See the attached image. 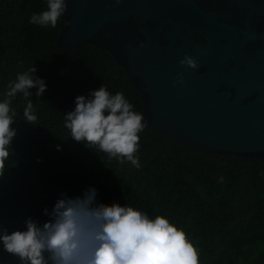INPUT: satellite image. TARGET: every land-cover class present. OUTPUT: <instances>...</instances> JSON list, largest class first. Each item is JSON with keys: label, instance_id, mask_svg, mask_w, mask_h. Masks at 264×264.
<instances>
[{"label": "trees", "instance_id": "16d2710c", "mask_svg": "<svg viewBox=\"0 0 264 264\" xmlns=\"http://www.w3.org/2000/svg\"><path fill=\"white\" fill-rule=\"evenodd\" d=\"M46 10L47 0H0V101L9 83L32 66L47 86L40 97L30 90L33 125L23 120V95L12 100L17 136L0 177V228L26 230L29 217L42 224L48 220L44 209L51 210L60 193L82 197L94 187L99 203L128 205L153 219L165 216L182 228L199 264H264V159L186 149L154 134L145 118L139 168L72 140L64 114L75 109L78 96L104 85L113 95L123 92L141 115L144 103L109 52L86 44L72 57L59 47L62 17L55 28L30 23L34 13ZM0 264L20 262L0 245Z\"/></svg>", "mask_w": 264, "mask_h": 264}, {"label": "water", "instance_id": "95a60500", "mask_svg": "<svg viewBox=\"0 0 264 264\" xmlns=\"http://www.w3.org/2000/svg\"><path fill=\"white\" fill-rule=\"evenodd\" d=\"M86 44L126 71L157 136L264 159V0H66L58 45L77 57ZM185 55L198 69L180 66Z\"/></svg>", "mask_w": 264, "mask_h": 264}, {"label": "clouds", "instance_id": "9594fccd", "mask_svg": "<svg viewBox=\"0 0 264 264\" xmlns=\"http://www.w3.org/2000/svg\"><path fill=\"white\" fill-rule=\"evenodd\" d=\"M65 11L66 0H47V10L34 13L30 23L55 28ZM140 47H144L143 43ZM179 64L185 69H198V62L188 55ZM36 71L32 66L18 74L0 101V177L6 175L14 155L11 145L17 136L13 127L17 112L12 100L18 94L26 101L23 120L29 125L37 121L30 90L36 89L35 95L40 97L47 86L35 75ZM184 83L181 73L173 87H183ZM64 121L75 142L94 146L120 164L127 161L140 167L136 153L138 134L145 127L144 116L133 110L123 92L113 95L102 85L87 97L78 96L75 109L64 114ZM97 194L94 187H89L82 197L60 193L51 210L43 211L48 217L46 222L41 224L29 217L24 222L26 230L9 233L0 228L3 251L20 264H199L198 250L185 231L165 216L153 219L128 205L99 203Z\"/></svg>", "mask_w": 264, "mask_h": 264}]
</instances>
